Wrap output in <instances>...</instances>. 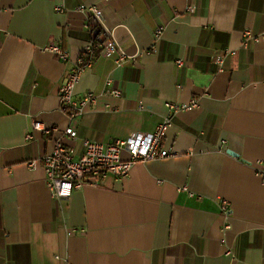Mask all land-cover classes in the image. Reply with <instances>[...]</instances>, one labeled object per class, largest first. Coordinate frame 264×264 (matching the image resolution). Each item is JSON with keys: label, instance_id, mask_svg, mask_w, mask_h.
Wrapping results in <instances>:
<instances>
[{"label": "crops", "instance_id": "1", "mask_svg": "<svg viewBox=\"0 0 264 264\" xmlns=\"http://www.w3.org/2000/svg\"><path fill=\"white\" fill-rule=\"evenodd\" d=\"M81 6L99 7L101 24ZM261 34L264 0H0V264H264ZM109 41L127 59L92 53L73 92L96 104L69 121L59 89L86 48ZM192 100L164 138L174 156L66 200L40 160L59 134L25 138L35 121L69 126L77 157L83 139L152 133L165 102Z\"/></svg>", "mask_w": 264, "mask_h": 264}, {"label": "built area", "instance_id": "2", "mask_svg": "<svg viewBox=\"0 0 264 264\" xmlns=\"http://www.w3.org/2000/svg\"><path fill=\"white\" fill-rule=\"evenodd\" d=\"M56 10L62 11V7ZM83 11L89 18L97 23L102 22V12L99 7L81 6ZM161 30H157L155 38L158 39ZM245 35L250 36L248 32ZM263 38L264 34L257 36ZM45 51L54 54L59 60L67 61L68 54L56 45H48ZM93 52H98L99 56L117 54V64L121 65L127 59L126 54L114 42L97 45L96 47L86 48L83 57L77 61L76 67L69 73L65 83L59 89L60 111L67 115L69 121L81 116L88 106L96 104L97 96L89 91L85 92L81 99L75 100L73 88L80 74L83 72L90 61L89 58ZM221 57H216V62L220 63ZM182 61L177 62L181 65ZM107 86H111V81H106ZM110 94L114 97L121 96L117 89H112ZM167 113L152 133L134 132L123 139H116L109 143H100L88 139L82 140V150L77 157L72 155L71 144L76 142L77 133L71 128L66 127L60 130L57 127H47L44 123L35 121L31 125L30 131L26 134V140L33 139V133L39 132L42 135H50L54 132L59 134L55 142L53 151L50 154L40 158L43 170L46 174L48 187L53 191L55 197L60 200H66L71 196L74 190H80L84 186H97L109 176L117 178H127L132 166L136 162H147L172 157L175 154L163 147L166 132L178 112L192 110L198 107V102L190 101L188 104H180L178 102H165ZM128 155L127 160L122 159V154ZM37 162L30 161L29 166H34ZM226 208L223 205V210Z\"/></svg>", "mask_w": 264, "mask_h": 264}, {"label": "trees", "instance_id": "3", "mask_svg": "<svg viewBox=\"0 0 264 264\" xmlns=\"http://www.w3.org/2000/svg\"><path fill=\"white\" fill-rule=\"evenodd\" d=\"M96 53H98V52H96ZM81 57H83L84 60H88V57H85L84 55H81Z\"/></svg>", "mask_w": 264, "mask_h": 264}, {"label": "water", "instance_id": "4", "mask_svg": "<svg viewBox=\"0 0 264 264\" xmlns=\"http://www.w3.org/2000/svg\"><path fill=\"white\" fill-rule=\"evenodd\" d=\"M233 156H235V157H236V155H235V154H233Z\"/></svg>", "mask_w": 264, "mask_h": 264}]
</instances>
